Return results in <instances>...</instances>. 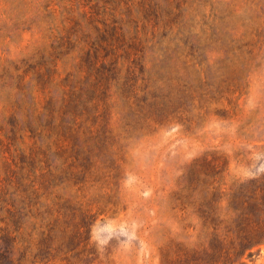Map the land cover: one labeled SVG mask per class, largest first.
I'll use <instances>...</instances> for the list:
<instances>
[{"label":"rangeland","instance_id":"1","mask_svg":"<svg viewBox=\"0 0 264 264\" xmlns=\"http://www.w3.org/2000/svg\"><path fill=\"white\" fill-rule=\"evenodd\" d=\"M263 178L264 0H0L2 264H264Z\"/></svg>","mask_w":264,"mask_h":264},{"label":"trees","instance_id":"2","mask_svg":"<svg viewBox=\"0 0 264 264\" xmlns=\"http://www.w3.org/2000/svg\"><path fill=\"white\" fill-rule=\"evenodd\" d=\"M151 14L153 12H149L147 15L150 16ZM34 67L29 65V68ZM201 162L198 160L195 168L200 166V164L212 165V161L208 159H203ZM193 172H195L194 168ZM232 197V208L237 216L230 222L227 228L231 229L232 225H234L238 229V239L240 240L239 253L243 254L247 249L257 246L263 241L264 220L260 218L261 216H257V214H259L260 207H264V178L240 183L234 189ZM217 221L213 222L215 224V231L216 227L222 223L221 221L216 223Z\"/></svg>","mask_w":264,"mask_h":264}]
</instances>
